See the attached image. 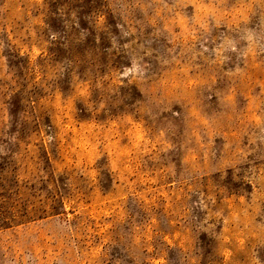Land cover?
<instances>
[{
	"label": "rangeland",
	"instance_id": "1",
	"mask_svg": "<svg viewBox=\"0 0 264 264\" xmlns=\"http://www.w3.org/2000/svg\"><path fill=\"white\" fill-rule=\"evenodd\" d=\"M0 264H264V0H0Z\"/></svg>",
	"mask_w": 264,
	"mask_h": 264
}]
</instances>
